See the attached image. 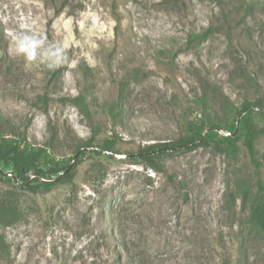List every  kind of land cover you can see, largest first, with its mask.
<instances>
[{
	"label": "rangeland",
	"instance_id": "obj_1",
	"mask_svg": "<svg viewBox=\"0 0 264 264\" xmlns=\"http://www.w3.org/2000/svg\"><path fill=\"white\" fill-rule=\"evenodd\" d=\"M21 32L68 62H26ZM245 99L264 102V0H0V134L78 159L70 182L36 191L0 162V264H264L250 218L264 135L257 166L242 138L163 155L162 172L127 154L176 140L194 115L224 136ZM111 137L117 153L101 152Z\"/></svg>",
	"mask_w": 264,
	"mask_h": 264
},
{
	"label": "trees",
	"instance_id": "obj_2",
	"mask_svg": "<svg viewBox=\"0 0 264 264\" xmlns=\"http://www.w3.org/2000/svg\"><path fill=\"white\" fill-rule=\"evenodd\" d=\"M209 30L196 33L189 38V42L204 39ZM205 103V97H202ZM82 96H78L77 103H83ZM260 110L264 114V102L261 100H243L240 107L234 111L233 121L224 125L225 135L219 136L220 125L205 119L203 115H194L193 119L185 121L184 133L176 140L166 143H153L139 148L136 152L127 153L133 160H139L154 171L162 172L160 160L163 155L172 152H186L200 146L213 145L217 150L234 152L235 143L242 138V143L250 155L252 163L257 166L254 141L259 134L264 135V127L258 128L252 121V111ZM118 112L113 113L117 116ZM115 138H105L99 145L101 152L117 153L114 149ZM83 148V147H82ZM76 149L75 153L82 149ZM98 152V151H97ZM58 160L51 156L45 145H33L25 139L5 137L0 134V162L10 163L11 171L19 186H26L36 191L40 186L49 189L56 183L70 182L78 159ZM46 168V169H44ZM1 174V169H0ZM30 175H33L31 178ZM46 178V181H39ZM257 191L262 195V201L255 205L250 213L252 224L261 231L264 238V181L257 180ZM7 212L0 207V220L7 217Z\"/></svg>",
	"mask_w": 264,
	"mask_h": 264
},
{
	"label": "clouds",
	"instance_id": "obj_3",
	"mask_svg": "<svg viewBox=\"0 0 264 264\" xmlns=\"http://www.w3.org/2000/svg\"><path fill=\"white\" fill-rule=\"evenodd\" d=\"M46 37L21 32L13 37L14 51L17 56H23L28 63L47 64L56 68L68 62L67 53L62 46L45 44Z\"/></svg>",
	"mask_w": 264,
	"mask_h": 264
},
{
	"label": "built area",
	"instance_id": "obj_4",
	"mask_svg": "<svg viewBox=\"0 0 264 264\" xmlns=\"http://www.w3.org/2000/svg\"><path fill=\"white\" fill-rule=\"evenodd\" d=\"M9 176H11V174L9 173ZM30 177L32 178L33 177V175H30Z\"/></svg>",
	"mask_w": 264,
	"mask_h": 264
}]
</instances>
